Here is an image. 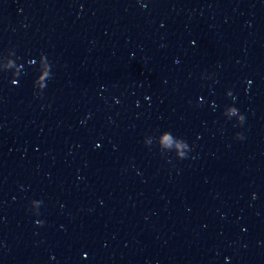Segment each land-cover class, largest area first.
Wrapping results in <instances>:
<instances>
[{
	"label": "water",
	"instance_id": "obj_1",
	"mask_svg": "<svg viewBox=\"0 0 264 264\" xmlns=\"http://www.w3.org/2000/svg\"><path fill=\"white\" fill-rule=\"evenodd\" d=\"M0 264H264V0H0Z\"/></svg>",
	"mask_w": 264,
	"mask_h": 264
}]
</instances>
